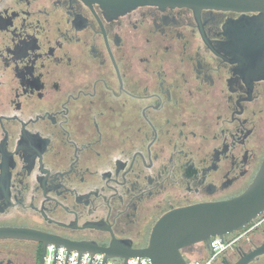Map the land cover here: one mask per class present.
Wrapping results in <instances>:
<instances>
[{
    "label": "flooded vegetation",
    "instance_id": "af4514ba",
    "mask_svg": "<svg viewBox=\"0 0 264 264\" xmlns=\"http://www.w3.org/2000/svg\"><path fill=\"white\" fill-rule=\"evenodd\" d=\"M258 15L0 0V229L48 238L0 240V264H43L47 244L128 259L169 212L244 193L264 159V78L228 30ZM231 237L215 264H264V213ZM196 249L211 256L184 258Z\"/></svg>",
    "mask_w": 264,
    "mask_h": 264
},
{
    "label": "water",
    "instance_id": "95a60500",
    "mask_svg": "<svg viewBox=\"0 0 264 264\" xmlns=\"http://www.w3.org/2000/svg\"><path fill=\"white\" fill-rule=\"evenodd\" d=\"M98 4L109 17H118L141 6L187 8L199 14L202 10L237 13H258L257 17L243 16L231 24L228 33L233 48L240 54L241 65L257 70L264 78V0H84ZM264 213V159L249 188L240 196L220 202L200 203L176 209L164 215L153 229L148 248L129 251L128 258H148L152 264H188L182 254L184 248L205 244L213 238H225L248 227ZM24 239L46 241L48 238L34 231L1 228L0 240ZM49 245V244H47ZM43 248L42 263L46 247ZM56 245V244H54ZM57 246V245H56ZM80 253H103L107 258H118L115 249L69 247ZM259 252H264L261 249Z\"/></svg>",
    "mask_w": 264,
    "mask_h": 264
},
{
    "label": "built area",
    "instance_id": "2783aa9c",
    "mask_svg": "<svg viewBox=\"0 0 264 264\" xmlns=\"http://www.w3.org/2000/svg\"><path fill=\"white\" fill-rule=\"evenodd\" d=\"M236 239L228 236L222 242L219 238H213L209 250L211 256L203 261H193L192 264H215L216 259L227 249L232 247ZM43 264H152L148 258L131 257L107 258L103 253H80L76 250H68L64 246L50 244L46 247Z\"/></svg>",
    "mask_w": 264,
    "mask_h": 264
},
{
    "label": "rangeland",
    "instance_id": "374dc122",
    "mask_svg": "<svg viewBox=\"0 0 264 264\" xmlns=\"http://www.w3.org/2000/svg\"><path fill=\"white\" fill-rule=\"evenodd\" d=\"M195 251H196V254L192 258H187L188 264H192L193 261H203L204 260V258H201L199 255H197V249Z\"/></svg>",
    "mask_w": 264,
    "mask_h": 264
}]
</instances>
